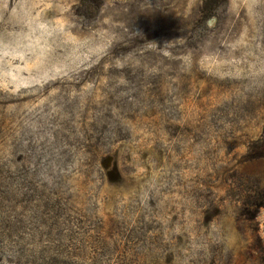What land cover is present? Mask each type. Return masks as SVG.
<instances>
[{
    "label": "rangeland",
    "instance_id": "rangeland-1",
    "mask_svg": "<svg viewBox=\"0 0 264 264\" xmlns=\"http://www.w3.org/2000/svg\"><path fill=\"white\" fill-rule=\"evenodd\" d=\"M0 264H264V0H0Z\"/></svg>",
    "mask_w": 264,
    "mask_h": 264
},
{
    "label": "trees",
    "instance_id": "trees-1",
    "mask_svg": "<svg viewBox=\"0 0 264 264\" xmlns=\"http://www.w3.org/2000/svg\"><path fill=\"white\" fill-rule=\"evenodd\" d=\"M220 0H203V9L206 11L218 4Z\"/></svg>",
    "mask_w": 264,
    "mask_h": 264
}]
</instances>
